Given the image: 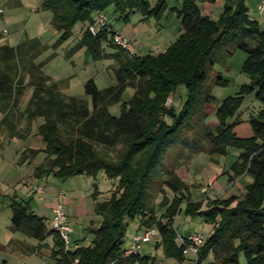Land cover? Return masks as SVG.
Instances as JSON below:
<instances>
[{
  "label": "trees",
  "instance_id": "trees-1",
  "mask_svg": "<svg viewBox=\"0 0 264 264\" xmlns=\"http://www.w3.org/2000/svg\"><path fill=\"white\" fill-rule=\"evenodd\" d=\"M198 1L175 0L180 8L173 6L170 10L180 19V34L158 53L129 55L113 42L116 32L109 21L96 34L88 25L98 11L105 13L110 6L124 21L132 13L159 20L168 8L166 0H157L153 6L149 0H40V8L51 11V24L59 32L56 42L50 45L28 37L15 45H0V133L25 138L30 134L31 121L43 117L37 134L45 144L42 151L46 159L35 169L38 176L51 174L67 180L85 175L96 179L104 172L117 183L103 201L98 200L100 191L95 186L91 196L100 223L87 229L93 235L91 243H76L73 250H65L61 237L32 212L30 199L21 202L15 196L10 198V229L39 241L52 234L56 247L52 254L60 263L71 264L78 258V264H148L149 255L125 253L124 233L129 221L135 219L144 230H158L156 246L166 257L183 261L184 247L176 241L175 227V217L183 210L212 225L195 264L210 254L213 259L207 264H264V29L249 17L245 0H227L216 19L203 14ZM78 23L87 25L78 47L85 46L95 59L109 58L115 63L111 67L114 84L98 88L90 78L84 84L83 96L64 93L66 79L54 80L44 72V61L36 62L51 46L67 40ZM103 42L115 51L106 52ZM238 50L246 54L241 71L249 81L240 85L236 95L219 102L207 85L209 73L216 63L225 64ZM228 82L217 72L215 86ZM180 85L186 98L176 110L167 101ZM28 87L32 91L22 107ZM127 87L134 93L122 102L120 115L115 116L108 106L119 102ZM252 93L261 108L245 118L238 112ZM214 104H219L214 111L218 124L210 127L204 106ZM23 119L26 127H21ZM240 126L250 129L246 136L238 133ZM189 133L195 152L204 151L213 161L215 155H227L229 147L240 150L227 174L230 182L243 175L251 178L244 194L208 198L203 208V200H191L189 186L173 166L167 169V179L159 176L168 151ZM118 144L121 146L115 159L96 149L97 145L107 150ZM38 152L29 149L23 155ZM159 181L160 214L150 205L151 187ZM164 187L173 192L172 198L165 194Z\"/></svg>",
  "mask_w": 264,
  "mask_h": 264
},
{
  "label": "rangeland",
  "instance_id": "rangeland-1",
  "mask_svg": "<svg viewBox=\"0 0 264 264\" xmlns=\"http://www.w3.org/2000/svg\"><path fill=\"white\" fill-rule=\"evenodd\" d=\"M21 1L22 6L19 5V7H12L9 4H6V0H0V7L4 8V16H6L5 21H3V19L0 17V33L5 32L0 38V42L4 41L7 44H15L18 42V40H24L26 37L37 36L42 38V41H45L50 45L55 43L59 37V32L51 24V11L44 10L42 8L37 10L40 6V0ZM149 1L153 2L154 0ZM166 10L167 13L164 14L165 16L162 19L160 18L161 21L155 20V18H151L149 21H142L140 19L142 16L140 13H132L128 20L124 21L123 19L117 18L118 13L115 11L113 6L107 8L105 13L108 21L111 23L112 28L119 30L122 35L128 36L127 34L132 33L137 35L136 39L139 42L138 46L140 45V47L143 48H139L136 43L133 41L131 42L136 48L137 53L145 54L148 53L147 50H145L147 45L154 46L156 43L160 42L162 47L166 43L168 45L171 44V42L176 38V32L178 25H180V21L174 13L169 12L171 11L169 7ZM7 18H9V20H7ZM80 27V23L76 24L73 28L72 35L67 40L63 41L57 46H51L48 50L37 57V62L44 61L43 70L47 74L53 76L56 79H66L67 83L63 89L64 92L71 95L83 96L85 95L84 84L90 78L94 79L98 88H105L114 84L115 79L111 67L115 63L113 59L109 58L95 59L87 52L85 46L78 47V40L81 37L82 31L87 27V25L85 24L81 28ZM103 47L108 53L115 51V49L110 47L106 42H103ZM165 49L166 47H162V49L159 50L164 51ZM153 50H155V47ZM238 53H242L243 56H246L244 52L239 51ZM230 59L229 69L225 68V64L216 63L214 68L209 73L207 79V85L211 87L212 93L216 96L219 102L228 96L236 95L240 85H242L244 82H248L249 80L248 76H246L247 79H245V76L243 75L246 74L241 72L242 60L239 54H235L233 57L231 56ZM220 71L222 72V77L229 79V82L226 86L214 85L217 72ZM31 91L32 89L28 87L22 99V107H25ZM133 93L134 89L132 87H127L122 93L121 100L108 106L110 113L115 116H119L122 102L128 101L132 97ZM185 98V88L183 85H180L178 86L174 95L169 97L167 104L174 105L175 109L178 110ZM218 105L214 104L204 106L205 110L209 114L206 119V123H209L208 125H210V127H214L213 123L218 124L216 114L214 113L215 108ZM260 108L261 103L255 99L254 93H252L251 95L245 97V100L243 101L238 113L247 118L250 113L255 114ZM166 120L169 122L168 118H166ZM43 121V117H37L31 121L29 126L30 134L25 137V139H27L25 146L38 147L43 144L40 140L41 138L37 134L38 126ZM26 123V119H23L21 122V127H26ZM247 131H250V129L248 130V127L247 130L244 126L238 127V133L241 135L243 134L246 136L245 134L248 133ZM1 139L5 142L11 138L7 137L5 133H0V141ZM192 139L193 138L189 133L188 135L182 136L180 139L176 140L177 145H174L173 149L171 148L168 151L162 161L164 165L161 167V174H159V176L163 179H167L170 176L167 169H170L173 166V170L178 172L179 175L188 177L185 178V183L189 186V189L192 186V190L197 192L199 188L202 185H205V183L208 181H210V183L207 187H212L213 183L218 177V175H213V172L217 174V171L221 170L223 165L225 168L233 160H236V157L234 156L235 154H239L240 150L229 147L228 155L224 156V159L221 163H217L210 159V155L208 153L204 151L195 152V150L190 146ZM14 141L15 142H12L9 148H6V151L3 150L4 148H1L0 142V232L6 230V226L9 225L12 216L11 209L8 206L5 207V205L8 204V200L3 202V199L5 198L4 194H13L14 188H17L21 192H25L27 188L29 191L33 190L37 192L36 187L38 184H33V178L27 176L31 168L25 163L22 164L21 168H19L21 165L19 159L22 156L20 148H25L22 147L25 141L24 139H18ZM185 142H188L189 144L184 145ZM200 142L202 144L205 143L204 140H200ZM120 146L121 145L118 144L116 147L106 150L105 148L97 145L96 149L115 159ZM16 152L18 153V157H16ZM16 165L19 167H15ZM11 171L18 173L21 177H25L24 179L26 180H24V182L26 181L27 183L25 188L21 189L20 186L22 184L16 185L15 182L11 183L7 180L6 177L11 173ZM221 175H224V173ZM39 183L44 186L43 193L41 195L44 200H37V202L32 205L36 212L42 216L45 214L48 216L49 207L54 201L53 197L60 191H63L65 194V207L68 208L67 212L70 215V225L74 229L71 239L73 240L76 238L77 241H80L78 243L87 245L89 242L87 240L85 243H82L83 236H89V234L90 236L93 235L86 229H83V227L89 225L97 226L100 223V216L94 212V200L91 196V193L93 192L95 186H97L98 190L100 191L98 200H107L110 197L111 192L114 191L117 183L114 180L107 178L104 172L99 173L96 179L85 175H76L67 180H60L52 175H49L42 178ZM160 184L161 181L157 182L151 187L150 191V205H154L156 209H158L159 214L163 211V209H159L158 207V203L162 198ZM219 184L222 187L225 186L221 181ZM31 185L32 188H29ZM22 186L24 187V185ZM212 189L214 188L212 187ZM164 191L169 198L173 197V192L170 189L164 187ZM20 194L23 195L22 193ZM198 198L200 197L195 194L194 198L191 200H201ZM45 203H49V207H47V209L43 208ZM76 207H82V209L86 210L87 212L84 211V213L77 217L75 214ZM204 208H206V204ZM175 221L178 235L184 236L191 230L201 232L204 236L209 234V223L206 222L201 216L190 217L186 215L184 211H182L175 217ZM47 223L50 225L49 221H47ZM138 228L139 219L129 221L123 237V244L125 248L130 246L133 235L137 231H139L138 233L140 234L144 232V229L141 228L140 230H137ZM158 241L159 239L152 237L150 242L143 244L141 243V247L138 250L139 253L141 255H149L154 257V264H185L183 261H178L175 258L166 257L164 255L163 249L156 246ZM73 247H75V245ZM212 259L213 256L210 254L205 259H203L200 264H207Z\"/></svg>",
  "mask_w": 264,
  "mask_h": 264
},
{
  "label": "crops",
  "instance_id": "crops-1",
  "mask_svg": "<svg viewBox=\"0 0 264 264\" xmlns=\"http://www.w3.org/2000/svg\"><path fill=\"white\" fill-rule=\"evenodd\" d=\"M226 1L227 0H200V1L197 2V5L199 6V8H200V10H201V12L203 14H206V15L210 16L213 19H216V18H218V16L223 11V6H224V3ZM156 2H157V0H154L153 2H150V3L153 6ZM166 3H167V5H168L169 8H171L173 6H177L178 8H180V3H176L175 0H166ZM6 4H9L12 7H15V6L19 7V5L22 6V1L21 0H6ZM245 5L248 8V15H249V17L252 18V19H254V20H256L259 23L260 28L261 29H264V0H245ZM39 9H40V6H39V8L37 10H39ZM4 11H5L4 8L0 7V17L3 19V21L6 20V18H5L6 16H4V13H5ZM169 12H172V11H169ZM166 13H167V10L164 11V13L162 14L163 16H161L160 18L162 19L165 16L164 14H166ZM172 13H174V12H172ZM175 16H176V14H175ZM151 18H153V17H151ZM151 18L145 19L144 16H141L140 19L142 21H149ZM161 19H159V20L161 21ZM7 20H9V18H7ZM178 20L180 21L179 18H178ZM109 24L111 25L110 22H109ZM82 26H83V24H81V27ZM113 30H115L116 33H120L122 35V33L119 30H117L116 28H113ZM180 30H181V25H178V29H177V32H176V38L180 34ZM4 33L5 32H3L2 35ZM127 35L128 36H124V35H122V36L127 37L129 39L132 38L131 41H133L134 43H136V45L138 46L139 42L136 39V36L137 35H135L133 33L132 34H127ZM26 38H28V37H26ZM37 38H39L40 40L42 39L40 37H37ZM21 41H23V40H18V42H16L15 44H17V43H19ZM42 42H45V41H42ZM4 43H5L4 41H1L0 42V45L1 44H4ZM45 43H47V42H45ZM15 44H9V45H15ZM169 45L166 43L162 47H166L167 48ZM138 47L139 48H143V47H140V45ZM144 47H145V45H144ZM154 47H155V50H153ZM160 47H161V43L159 42V43H156L154 46L147 45L145 47V50H147V52H149V51L150 52H153L154 51L153 53H158V52H162L161 50H159V49H162V47L161 48ZM239 51L240 50L236 51L232 55V57L235 54H239V56H240V58L242 60V63H243V61L245 60L246 56H243L242 53H238ZM241 52H243V51H241ZM230 60H231L230 58L228 60H226V63H225V66H226L225 68L226 69H229L230 68V66H229ZM36 62H37V59H36ZM241 67H242V65H241ZM220 73H222V72L220 71ZM49 76H51V75H49ZM243 76H245L244 78L247 79V77H246L247 74L246 75H243ZM51 77L54 80H60V78L59 79H56L53 76H51ZM244 83H247V82H244ZM64 93H66V92H64ZM67 95H71V94H67ZM0 115H1V113H0ZM207 124H209V123H207ZM216 125L217 124L213 123V126L214 127ZM18 139H20V140H23L24 139V141H25L24 145H22V147H25V148L21 149L19 147L20 150H21L20 152L22 153V156L19 159L20 162H21V165H20V167L19 166L18 167L21 168L22 167V164H24V163L27 164L31 168L29 170L30 172H29V174H27V176L33 178V180H32V183L33 184H38L37 186H42V184H40L39 181L42 178H44L45 176L51 175V174H43L41 176H38L36 174V172H35L36 167L38 165L44 163L45 162V159H46V153L42 151V149L45 146L44 142L42 141V139H40L43 144H41L38 147H32V146H25L26 145V140H27L25 138H11L10 140H6L5 142L1 139V141H0L1 142V148L2 149L4 148L3 150L6 151V148L7 147L9 148V146L11 145V143L12 142H15L14 140H18ZM29 149H38L39 152L37 154H35L34 156H32L31 154H28V153L26 154V156L23 155V152L25 150H29ZM228 153H229V149H228ZM228 153H227V155H228ZM227 155H225V156H227ZM238 155L239 154H235L234 157L237 158ZM16 157H18V153L16 154ZM213 159H214L215 162L221 163L223 161V159H224V156H221L220 157V156H216L215 155V156H213ZM234 161L235 160H233L231 163H229V165L226 166L225 168H224V165H223V168H221V170L217 171V174L215 172H213V175H218V177L216 178L215 182L212 185V187L214 189H212V187H207L209 185L210 181H208L207 183H205V185H202L197 192H194V190H192V186L190 187L191 197L194 198L195 194H197L200 197L198 199H201V200L204 201L203 208L205 207V203H206V201H207L208 198L219 197L221 199H225V198H228L231 195H242V194L245 193V187L251 181V178L249 176L243 175V176H239L237 178H234V180H232L231 182L228 181V174H227V172L229 171L230 165ZM15 167H17V165ZM222 173H224V175H221ZM176 174L183 181L186 182V179L185 178H188L187 176L179 175L178 172H176ZM6 178L11 183L12 182H15L16 185H20V184L24 185V187L22 185L20 186L21 189L22 188H25V186L27 184L26 181L24 182V180H26V179H24L25 177H21L18 173H15L13 171H11V173L8 174V176ZM220 181L223 182V184L225 185L224 187L220 186V184H219ZM42 187L44 189V186H42ZM29 188H32V185L29 186ZM27 189L25 190V192H23V191L21 192L17 188H14L13 194H11V193H5L4 194V197L5 198L3 199V202H6V200H8V204L5 205V207L8 206L11 209V207H10V203H11L10 198L12 196H15V199L18 200V201H21V202H25V201H28L30 199V204H31V210H32V212L35 215H37L39 217H42L44 219V222H45L47 228L48 229H51V226H52V223H51V219H52V207L54 206V201L51 203V206H52V207L50 206L51 208L49 207V203H47V204L45 203V206L43 208L47 209V207H49V214H48V216H46L47 214H45V215L42 216L38 212H36V210L33 208L32 205L34 203H36L37 200H39V201L44 200L42 198V196H41L42 193H43V191L41 193H39V192H36V191H33V190L32 191H29V189L28 190ZM20 193H22L23 195H21ZM221 195H223V196H221ZM64 200H65V198H64ZM64 200H63V202H64V205H65V201ZM182 209H183V207H182ZM66 211H68V208L67 207H66ZM84 211L87 212L86 210L82 209V207H79V208L76 207L75 214L77 215V217H79L82 213H84ZM67 214L69 216V222H70V215H69L68 212H67ZM47 221H49L50 225H48ZM10 224H11V219H10L9 225L6 226V230H4L3 232L2 231L0 232V264H63V263H60L58 261L59 258H57V257L55 258L53 256V254H52L53 251H54V249L56 248L55 247V244H54L55 241H54V238H53V235L52 234L49 235V236H47L45 239L39 241V240H37L35 238L28 237L27 235H25V234H23V233H21L19 231H15V232L12 231L10 229ZM89 226L83 227V229H86L87 230L89 228ZM175 227H176V221H175ZM140 229L141 228L139 227L137 230H140ZM142 229H144V228H142ZM208 230H209V233H210L211 230H212V225L211 224H208ZM176 231H177V227H176ZM73 232H74V229H73ZM138 232L139 231H137L136 233H138ZM193 232H197V231L191 230L186 235H188L190 233H193ZM186 235H184V236H186ZM82 239H83V242L82 243H85L86 240H87V241H89L88 244H90L91 241H92V239H93V236H90V234H89V236L84 235ZM76 241H77L76 238H74L73 240L71 239V246H70V249L71 250L74 249V247H73L74 245L77 246L78 242H80V241H78V242H76ZM148 242H150V241H148ZM148 242H143V243H148ZM80 245H82V244H80ZM150 258L151 259L148 261V264H154L155 258L154 257H151V256H150ZM169 258H172V257H169ZM190 259L191 258L189 256V254H185L184 253V260H183V262L185 264H190V261H191Z\"/></svg>",
  "mask_w": 264,
  "mask_h": 264
},
{
  "label": "built area",
  "instance_id": "built-area-1",
  "mask_svg": "<svg viewBox=\"0 0 264 264\" xmlns=\"http://www.w3.org/2000/svg\"><path fill=\"white\" fill-rule=\"evenodd\" d=\"M108 22L107 16L104 12H97L94 21L88 25V29L96 34L97 31L104 27ZM113 42L120 47H122L129 55L136 54V48L132 44L131 40L127 37L122 36L120 33H115ZM37 192L41 193L43 191L42 186L36 187ZM65 194L60 191L54 196V206L52 207V219H51V229L54 233L58 234L64 242L65 250H69L71 246V234L73 228L69 222V216L64 205ZM154 237L159 239V233L156 228L145 229L142 234L136 233L133 235L131 244L126 248V254L137 253L141 243L148 242ZM176 241L178 244L184 247V253L189 254L190 264H195L198 260L200 246L204 242V235L201 232H193L186 236H181L177 234ZM79 259L76 258L71 264H78Z\"/></svg>",
  "mask_w": 264,
  "mask_h": 264
}]
</instances>
